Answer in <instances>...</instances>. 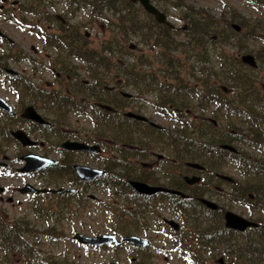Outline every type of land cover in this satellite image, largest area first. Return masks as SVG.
Returning a JSON list of instances; mask_svg holds the SVG:
<instances>
[{"label":"flooded vegetation","instance_id":"af4514ba","mask_svg":"<svg viewBox=\"0 0 264 264\" xmlns=\"http://www.w3.org/2000/svg\"><path fill=\"white\" fill-rule=\"evenodd\" d=\"M56 2L58 0H36L35 5L43 9L24 13L20 0H0V218L5 225L16 226L22 233L20 241L25 254H32L36 246L33 214L43 217L34 211L38 201L48 206L77 209L82 216H91L115 207L120 197L127 202L130 211L134 212L136 204L146 207L148 221L161 227L157 231L167 232L172 238L176 237V231L166 220H174L171 218L174 217L181 228L178 217L183 199L199 203L211 217L222 218L224 224V213L228 210L219 205L216 210L207 209L200 199L214 201L222 196L227 200L225 189L218 183L232 186L234 183L222 179L221 176L227 175L218 171L227 160L223 155H238L240 160L245 155L227 150L220 155L206 154L207 169L196 162L197 150L193 142L182 143L169 138L173 132L180 133L181 127L187 129L182 123L180 108L165 98L156 84H151V88L143 86V79H162L165 74H134L140 67L136 66L137 58L132 57L128 61L127 84L122 85L117 73L119 59L115 43L108 50L107 46L103 48L106 42L94 43L92 34L102 19L101 14L77 13L84 12V8L76 10V7L67 11L66 6L65 13L48 11L47 8L55 6ZM85 18L89 19L88 24ZM182 22L184 26L180 29H171L181 31L178 38L184 37L183 32L188 30L187 23ZM128 51L133 54L137 49L128 46ZM148 62L157 63L158 58L143 60L147 69ZM135 77L142 80L135 81ZM215 103L212 100L208 106L214 110ZM182 112L191 114L186 109ZM128 113L131 116L126 115ZM163 120L168 121V127ZM102 125L114 134L117 128H125L126 143L119 144L116 137L101 133ZM213 125L218 127L217 122ZM213 134L222 135V140L217 139V150L241 141L237 131L217 128ZM210 142L214 144L215 140L210 138ZM68 143L85 145L94 152L65 147ZM36 157L49 164L41 170H33ZM222 158L225 160L217 162ZM189 164H198L203 169L192 168ZM75 166L90 168L94 175L98 171L102 174L83 180ZM186 177H199V181L187 184ZM130 181L181 192L184 198L164 191L140 194ZM118 184L122 188L127 186L129 191L125 197L118 195ZM33 188L47 192L33 194ZM61 189L69 192L55 193ZM234 189L237 191L239 187L234 186ZM195 191L202 195L194 196ZM165 210L168 218L161 213ZM15 212L17 217H10ZM44 218L51 224L61 221ZM147 230L123 235L110 233L118 238L137 236L148 241L147 248L126 242L108 247L125 245L132 250L135 255L129 258L128 264H151L144 256L149 254L152 244L148 237L141 236Z\"/></svg>","mask_w":264,"mask_h":264},{"label":"trees","instance_id":"16d2710c","mask_svg":"<svg viewBox=\"0 0 264 264\" xmlns=\"http://www.w3.org/2000/svg\"><path fill=\"white\" fill-rule=\"evenodd\" d=\"M20 1L24 13H37L43 9L39 4L35 5L36 0ZM162 1L183 13L182 18L188 26V30L183 32L184 37H177L181 31H172L165 25L153 22L141 7L133 5L129 0H58L59 3L65 4L67 11H71L74 7L76 10L85 9L90 5L92 13L101 15L106 12L116 13L114 14L116 15L114 31H111L109 38L103 41L106 42V44L103 43V48L107 46L105 49L108 50L115 43L119 59L117 73L122 85L126 86L128 81L129 66L125 57L130 54L128 46L132 41L131 36L135 35L139 39L138 44H145L150 48L147 54H139L135 57L138 60L136 66L140 69L133 73L136 75L165 74L162 79L151 81L143 79V86L151 88V84H156L159 91L165 94V98L171 99L174 106L180 108L182 123L186 124L187 129L181 127L178 129L180 133L173 132L169 138L178 139L182 143L193 142L197 150L196 162L205 165L208 161L206 154L211 155L215 152L216 155H220L226 152L217 150L216 147L219 140H222V135L213 134L218 127L214 126L209 119H205V111L212 100L216 103L215 109L211 111V119L226 117L228 125L239 133L240 142L248 147H256L257 150L264 151V119L257 113L254 106L255 103H259V98L264 93V25L260 22L250 24L244 17L229 9V5L224 6L229 11L226 14H220L217 18L210 11L195 9L183 0ZM249 1L257 6L264 5V0ZM115 3H119L120 7L116 8ZM146 17L150 18L151 22ZM233 23L242 28L240 33H236L231 28ZM111 24L113 23L110 22L109 25ZM248 42L258 45L249 48ZM212 46H214L215 54L213 61L212 56L207 53ZM225 48L235 49L236 53ZM241 54H252L258 62V67L251 69L243 65L238 58ZM151 58H158V62H148L147 69L143 60ZM193 62L196 64H192ZM156 66L159 68L156 69ZM182 70L189 73L195 84H189L185 80L186 76L182 75ZM134 80L140 81L142 78L135 77ZM211 83L214 84L211 85ZM220 86H225L229 94L231 93V97L222 93V90H219ZM185 109L190 110L191 114L182 112ZM235 120L241 124L239 128ZM102 129L101 133L116 137L119 144L126 143L125 128H117L115 134L108 127L103 126ZM210 138L212 141L215 140L214 144H211ZM229 155L234 159L236 166L238 165L237 167L242 170L240 172L249 177L246 183L238 185L239 189L231 195L230 200L239 201L258 213L259 219L249 218L258 223V226L249 228L245 232L227 229L224 227L222 218H213L199 203L183 199L182 211L178 217L182 223L181 230L175 233L174 239L179 245V257L185 264H216L203 258V253H207L213 261L221 257L224 264H264V188L261 183L254 182L255 179L264 180V159L253 161L245 155L240 160L238 155ZM223 160L225 158L217 162ZM126 187L122 188L119 184L116 186L119 196H126L129 191ZM201 195L202 193L194 192V196ZM44 203L38 201L34 211L38 212V216L61 220L53 225L61 224L71 217H82L77 209H65L58 205L48 206ZM136 206L134 212L130 211L127 202L119 197L115 207L103 210L112 221L110 224L112 233L132 234L150 227L146 215L148 209L139 204ZM207 219L208 221H202ZM55 230V227H45L39 232L40 235L45 234L49 239L53 237L51 240H56L59 234H56ZM36 233L37 231L33 230V238L39 240ZM21 235L16 226H7L0 218V264H32V261L33 264H37L40 261V253L34 247L32 254H25L20 241ZM60 264L68 263L64 261Z\"/></svg>","mask_w":264,"mask_h":264},{"label":"rangeland","instance_id":"374dc122","mask_svg":"<svg viewBox=\"0 0 264 264\" xmlns=\"http://www.w3.org/2000/svg\"><path fill=\"white\" fill-rule=\"evenodd\" d=\"M10 1V0H8ZM187 5L193 6L195 9H206L211 12L215 17H219L220 14H226L229 9L234 10L237 15L244 17L246 21L250 24L255 22H260L264 25V5L257 6L249 0H183ZM154 5L165 12L168 15V21L172 23L176 28H181L182 15L181 10L176 9L168 4L163 3L162 0H153ZM229 5V9L224 7ZM115 7L119 8V3H115ZM50 12L55 13H65L66 8L63 3L56 2L54 8H47ZM88 11H92V6H86L84 12L80 10L77 13H84L88 15ZM22 13V12H21ZM141 13V12H139ZM116 13H102V17L109 20V23L112 22L113 26H110L108 21L101 19L97 22V27L95 33L92 34L94 38V43L106 41L109 38L110 32L114 31V24L116 21ZM124 14V13H120ZM86 24L89 23V19L85 18ZM107 22V23H106ZM102 23V24H101ZM93 25V24H91ZM94 30V29H93ZM90 31V30H89ZM263 37V36H262ZM131 42L138 44L139 39L132 35ZM249 48H254L258 44H253L251 42L247 43ZM137 51L133 54H128L125 57L126 61H129L132 57L135 58L139 54H147L149 48L145 44H138ZM230 52L236 53L235 49L225 48ZM214 46L211 47L213 61L215 59V54L213 53ZM243 55V54H241ZM240 55V56H241ZM238 56V57H240ZM186 70V69H185ZM182 75L186 76L185 80L188 83H193L194 81L190 78L189 73L182 70ZM264 72V69H263ZM264 83V82H263ZM231 97V95H230ZM196 103L195 99L193 98ZM257 113L264 119V93L259 98V104L255 105ZM211 105L206 109L205 119L210 120L211 123L217 122L219 130L225 131H235L230 125L226 117H219L218 119H211ZM233 120V119H232ZM237 121V127H240V123ZM163 123L168 127V121L163 120ZM237 128V129H238ZM89 133V131H86ZM234 148L237 149L239 153H243L250 157L251 160L257 161V159H264V151L257 150L256 147H248L242 142L231 144ZM226 154V153H225ZM227 160L224 165H220L218 171L223 174L231 177L234 180V186L242 185L246 183L249 177L246 174H243L241 169L236 166L234 159L228 155H223ZM238 163V162H237ZM239 164V163H238ZM207 161L204 167L207 169ZM184 170V167L181 168ZM255 183H261L264 188V180L255 179ZM219 186L225 189L228 199H223L222 196L218 197V200L212 201L217 206L225 207L228 211L233 212L241 217L246 219H259L258 213L251 210L247 205L239 203V201H231V195L236 191L234 186L229 185L228 183L222 182L218 183ZM164 217H169L168 212H161ZM10 217H17V212L10 214ZM177 221L174 217H171ZM33 230L37 231L36 235L39 236V240L33 238L36 246L34 247L40 253V261L37 264H44L45 262L54 264H60L61 262L67 261L68 264H106L109 262H120L123 264L129 263V258L134 256L135 253L130 250L125 245H118L116 248L113 247H102L100 249H88L79 245L76 241L72 239L75 233H81L84 235H98V234H110L112 231L111 225L112 221L108 218L103 212L100 211L98 215L91 216H82V217H71L67 221L53 225L51 223H46L44 217L38 218L33 214ZM179 222V221H178ZM45 227H55L56 234H59L56 241H52L50 238H47V235L41 234L40 232ZM159 228L154 222L150 223V227L146 231V234L141 235L143 237H148L152 246L149 248V254H146L144 257L150 261L151 264H185L183 260L179 257V245L175 244L173 238L167 232L162 230L157 231ZM203 258L208 261H213L210 259V256L207 253H203Z\"/></svg>","mask_w":264,"mask_h":264},{"label":"water","instance_id":"95a60500","mask_svg":"<svg viewBox=\"0 0 264 264\" xmlns=\"http://www.w3.org/2000/svg\"><path fill=\"white\" fill-rule=\"evenodd\" d=\"M130 1L132 3L139 2L140 5L142 6V8L144 9V11L146 13L152 15L157 23L172 26L167 22L166 16L161 11H159L150 2V0H130ZM232 28L236 32L241 31V28L236 24H232ZM132 48H133V46H132ZM240 60L244 65L249 66L253 69H255L257 67L256 60L250 54H246V55L241 56ZM223 90L226 91L225 88H223ZM126 115L131 116V114H129V113ZM135 118L143 120V118H141V117H135ZM36 120L39 121L37 117H36ZM64 146L71 148V149H74V150H77V151L94 152L93 149H90L89 147L82 145V144H77V143L69 144L68 143V144H65ZM221 147L225 150L230 151V152H233V153L236 152V149L232 146L223 145ZM36 159H40V158H38V157L33 158V170L43 169L44 167H46L49 164L48 161L40 162ZM189 166L192 168H195V169H203L198 164H189ZM75 169L77 171L79 178L83 179V180L94 179V178L101 176V174H102V172L98 171V172H96L97 175H94V174H92L94 172V170H92L90 168H83L80 166H75ZM221 178L224 180H227L229 182H233V179L230 178L229 176H221ZM184 180L187 184H195L199 181V177H191V178L186 177V178H184ZM129 184L140 194H148L149 195V194H153V193L158 192V191H164V192H169V193L184 197V194L181 192L171 191V190H167L164 188L149 187V186L142 184V183H139V182L130 181ZM66 191L67 190L61 189V190L55 191V193L60 194V193L66 192ZM44 192H46V190H37V189L33 188V194H41ZM200 202L205 207H207L211 210H216L218 208V206L211 201L201 199ZM224 222H225L224 226L226 228L237 231V232H244L248 228H253V227L258 226L257 223L250 221V220H247V219H245L241 216H238V215H236L230 211H228L224 214ZM166 223L169 226H171L174 230L179 229V224L173 220H166ZM73 238L75 240H77L80 244L91 245V246H108V245L116 244L118 242V239L114 235H101V236L91 237V236H86L83 234L76 233ZM122 241L128 242L131 245L138 246V247H146L148 245V242L146 240H142V239L135 237V236H125V237H123ZM217 263L223 264V260L218 259ZM108 264H120V263L111 262Z\"/></svg>","mask_w":264,"mask_h":264}]
</instances>
